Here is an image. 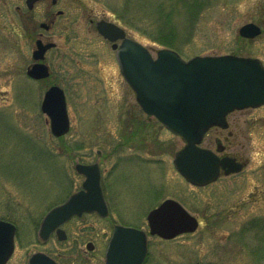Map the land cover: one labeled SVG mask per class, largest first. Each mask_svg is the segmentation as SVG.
I'll return each instance as SVG.
<instances>
[{
  "label": "rangeland",
  "instance_id": "374dc122",
  "mask_svg": "<svg viewBox=\"0 0 264 264\" xmlns=\"http://www.w3.org/2000/svg\"><path fill=\"white\" fill-rule=\"evenodd\" d=\"M198 2L192 17L188 0H41L32 9L25 0H0V218L17 227L7 264H23L37 249L74 256L89 240L96 246L91 260H102L113 224L148 231L147 212L166 197L181 202L199 226L169 240L148 235L147 264H264V104L234 110L226 128L208 129L201 146L216 150L220 144L222 153L245 165L194 186L172 163L183 139L142 111L114 49L95 28L97 20L113 21L153 55L167 47L159 41L170 29L172 49L183 58L234 54L264 64V0ZM43 21L48 30L39 27ZM247 22L261 33L241 37L238 29ZM40 32L56 46L45 53L50 76L33 80L25 70ZM53 83L67 100L70 128L62 137L51 134L40 110ZM94 161L110 216L74 217L63 225L66 240L41 241L44 213L82 182L75 164Z\"/></svg>",
  "mask_w": 264,
  "mask_h": 264
},
{
  "label": "water",
  "instance_id": "95a60500",
  "mask_svg": "<svg viewBox=\"0 0 264 264\" xmlns=\"http://www.w3.org/2000/svg\"><path fill=\"white\" fill-rule=\"evenodd\" d=\"M36 1L26 0L28 8H32ZM39 25L49 28L46 22ZM96 28L108 40L121 39L119 45L113 43L112 47L116 49L120 72L135 92L136 101L143 111L154 115L185 141L175 152L173 164L187 181L203 185L215 180L220 169L228 174L242 168L243 163L234 157H220L200 143L210 127L228 126L225 118L228 112L264 103V65L260 59L234 54L194 55L184 59L177 51L166 47L158 49L154 57L140 42L127 37L125 30L117 24L101 19L96 22ZM238 32L243 37L253 38L261 28L254 22H248L241 25ZM35 45L32 57L37 61L27 66L26 73L39 79L49 75L48 66L39 60L55 43H44L37 38ZM40 109L47 114L54 136H61L69 130L66 100L61 87L55 84L45 90ZM217 150H222L220 144ZM75 168L85 175L82 188L44 215L38 229L43 240L55 228L58 237L64 238L65 233L58 226L73 214L94 210L102 216L107 214L99 184L98 164L76 163ZM147 221L150 233L164 238L194 231L198 226L197 218L171 198L150 210ZM15 231L14 224L0 219V264H4L13 251ZM146 250L147 236L142 229L115 225L106 254L114 264H139ZM39 256L52 262L45 254L37 252L31 256L29 264L41 262Z\"/></svg>",
  "mask_w": 264,
  "mask_h": 264
},
{
  "label": "flooded vegetation",
  "instance_id": "af4514ba",
  "mask_svg": "<svg viewBox=\"0 0 264 264\" xmlns=\"http://www.w3.org/2000/svg\"><path fill=\"white\" fill-rule=\"evenodd\" d=\"M57 2V1H56ZM55 2V3H56ZM54 3V4H55ZM58 11H61V10H57L56 11V13L58 14V15H60V14H62V11L61 12H58ZM42 33L40 32V33H38V36L37 37H41L42 38ZM105 40H107V39H105ZM108 41V40H107ZM108 42H110V41H108ZM110 45H111V42H110ZM115 53V52H114ZM223 152V151H222ZM222 152H220V155L221 154H224V153H222ZM244 167V166H243ZM231 174H233V173H231ZM231 174H228V175H231ZM81 176H82V178L84 179V175H82V174H80ZM222 175H224V174H220V176H222ZM228 175H224V176H228ZM220 176L218 177V178H220ZM82 179V180H83ZM100 184H101V188H102V191H103V196H104V199H105V202H106V205H107V211H108V213H107V215L106 216H104V217H108V216H110V207H109V205H108V203H107V196H106V194H105V190H104V187H103V183H102V175H101V178H100ZM81 187V184H80V186L78 187V189ZM77 189V190H78ZM167 198H170V197H166V198H163L162 200H160V202L158 203V204H156L155 206H153L151 209H149V211L150 210H152L153 208H155V207H157L162 201H164L165 199H167ZM148 211V212H149ZM147 212V213H148ZM88 213H96L97 215H99V213H97V212H83L80 216H77V215H73V216H71L70 218H68L67 220H65V221H63L61 224H60V228L61 229H63L64 230V232H65V238H63V239H60V238H58V236H57V233H56V231L54 230L53 232H51V234H50V236H49V238L48 239H50V238H54V237H56L57 238V240L58 241H63V240H66L67 239V233H66V231H65V229L63 228V225L66 223V222H68L70 219H72V218H74V217H81L82 215H84V214H88ZM116 224V223H115ZM115 224H113V227H114V225ZM113 227H112V229H113ZM112 231V230H111ZM110 234H111V232H110ZM148 235H150V236H156V237H159L160 239H162V240H169V239H165V238H162V237H160V236H158V235H156V234H154V235H151V234H147V236ZM48 239H46V240H48ZM46 240H43V241H46ZM42 241V240H41ZM109 241H110V237L108 238V240H107V242H106V244H105V246H104V250H103V259L102 260H91V258L93 257V255H91V253L94 251V249L96 248V246H95V244L93 243V241H86V243L84 244V248H80V247H78L79 248V250H80V253L78 252V253H76L74 256H72V255H68V256H60L58 253L57 254H52L51 252H48V251H45V250H39V249H37V250H34V251H32L31 253H29L27 256H26V258H25V260H24V262H23V264H29V259L31 258V255L34 253V252H43L49 259H51L52 260V262H50V261H46V259H44L42 256H39V258H41L42 259V261L41 262H38L37 264H114L113 262H110L109 260H108V258H107V254H106V252H107V247H108V243H109ZM78 248L77 247H72V249L71 250H73V251H77L78 250ZM148 255H149V238H147V252H146V254H145V256H144V258H143V260L139 263V264H147L148 263ZM12 256V255H11ZM11 256L8 258V260L6 261V263L5 264H7V262L10 260V258H11ZM72 256V257H71ZM40 259V260H41ZM121 264H125V263H121Z\"/></svg>",
  "mask_w": 264,
  "mask_h": 264
},
{
  "label": "trees",
  "instance_id": "16d2710c",
  "mask_svg": "<svg viewBox=\"0 0 264 264\" xmlns=\"http://www.w3.org/2000/svg\"><path fill=\"white\" fill-rule=\"evenodd\" d=\"M188 1H189L188 4H189L191 16L195 15L198 12V9L200 8L201 5L198 2V0H188ZM165 24L168 25L167 21H165ZM173 36H174L173 30L169 29L167 33H162V37H161L162 39H160L159 42L164 46L174 48L175 45L172 41L173 39H171ZM169 37H171V38H169Z\"/></svg>",
  "mask_w": 264,
  "mask_h": 264
}]
</instances>
